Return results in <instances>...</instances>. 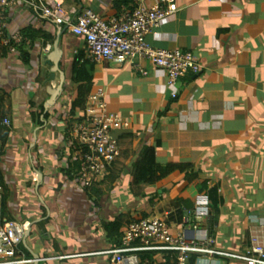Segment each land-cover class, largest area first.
<instances>
[{
  "label": "crops",
  "instance_id": "1",
  "mask_svg": "<svg viewBox=\"0 0 264 264\" xmlns=\"http://www.w3.org/2000/svg\"><path fill=\"white\" fill-rule=\"evenodd\" d=\"M40 1L17 0L10 15L12 30L53 37L48 45L37 39L20 46L30 50V64L20 48L12 54L0 40V144L4 136L8 139L0 165L8 186L2 204L6 219L33 225L31 237L20 247L21 258L33 260L26 264H110L107 251L122 242L116 234L123 238L132 222L152 215L167 217L174 234L186 221L193 222L199 226L196 237L211 231L218 248L232 254H245L252 236L264 242V0H177L178 13L147 38L155 48L198 55L202 71L179 81L177 98L166 70L146 61L142 67L148 74L137 68V61H89L85 39L70 25L62 26L67 86L53 108L44 105L45 113L31 103L38 91L39 103L49 98L40 76L48 68L45 56L59 26L48 27ZM54 1L64 6L66 0ZM119 1L81 0V9L69 10L93 9L111 19L135 0L122 6ZM145 1L153 5L161 0ZM84 62L95 64L94 75L75 82L76 69ZM96 93L104 94L110 109L130 125L114 131L120 155L92 192L78 181L76 150L64 147L77 122L71 116L74 103ZM83 116L79 109L77 119ZM153 159L191 163L198 175L190 182L178 171L156 186H136L139 169ZM38 171L44 174L40 187ZM216 188L223 201L209 202L210 213L199 216V199L209 195L210 200ZM116 223L121 226L112 233L109 225ZM143 255L168 263L166 250L142 252L147 259ZM193 260L246 264L227 255L195 253Z\"/></svg>",
  "mask_w": 264,
  "mask_h": 264
},
{
  "label": "built area",
  "instance_id": "2",
  "mask_svg": "<svg viewBox=\"0 0 264 264\" xmlns=\"http://www.w3.org/2000/svg\"><path fill=\"white\" fill-rule=\"evenodd\" d=\"M17 0H0V40L12 54H18L21 45L30 46L32 40L21 30H12L11 11ZM42 14L48 27L70 25L74 34L86 41V59L92 62L111 61L120 64L136 62L144 74L148 71L142 62H150L167 71L172 96L181 94L179 81L189 74L202 71L198 55L194 51L155 48L148 42V36L163 21L178 13L177 0H161L147 5L145 0H135L125 7L120 16L106 19L97 10H71L54 0H41ZM50 31V30H49ZM48 48V52L51 51ZM126 121L110 109L104 94H91L84 111V119L69 130V141L64 151L73 148L74 158L80 161L78 181L85 187H92L101 181L120 155V141L115 130L128 128ZM209 195L198 201L197 214L210 213ZM0 186V264H26L33 262L21 258V245L25 241L27 226L4 216ZM219 217V216H218ZM199 226L186 221L177 233L167 217L152 215L136 219L124 232L120 246L107 251L110 264H165L151 258L143 259L142 252L171 250L177 253V264H196L195 253L209 257L216 255L234 256L246 264H264V242L252 236L251 245L245 254L221 251L211 231L204 237H196Z\"/></svg>",
  "mask_w": 264,
  "mask_h": 264
},
{
  "label": "trees",
  "instance_id": "3",
  "mask_svg": "<svg viewBox=\"0 0 264 264\" xmlns=\"http://www.w3.org/2000/svg\"><path fill=\"white\" fill-rule=\"evenodd\" d=\"M129 2H130V0H123V1L120 0L119 4H120V6H122L123 3H129ZM64 6L68 9H70V7H72V6H76L77 9L82 8L81 7V0H66ZM25 35L28 36L32 40V42H34L33 40L42 39V40H44L45 45H48V43H50V41H52V39H53V37L50 36L49 34L44 35V34H40L38 32H34V31H30L29 33H27ZM20 49L22 51V55H23L25 62L27 64H30L31 63V52H30V50H28V49L25 50L23 47H20ZM94 67H95L94 63H91V62L82 63L81 68L76 69L74 81L81 83L82 81L92 79L94 72H95ZM89 70H91V72ZM47 75H48V69L45 67L41 71L40 81L45 80ZM88 75H90V77ZM39 93H40V91H38L36 96L32 99L31 105L33 108H37V107H38V109L41 108L43 111L42 113H45V109H44L45 102L39 103L38 99H37L38 96L40 95ZM7 95H8V97H10L9 94L5 93V102L10 103V100L6 99ZM86 104H87V100L84 97H79L76 100V102L74 103V107L71 111V116L75 119V121H77L76 123L81 122L84 119V116L82 118H79V119H77V116H78V110L79 109H81V110L84 109V111H85ZM3 107H5V103H3ZM36 111L37 110L33 111L34 115H35ZM76 123H74V124H76ZM74 124H72L70 126V128ZM7 133H8L7 131H3L2 134H7ZM7 142H8V139H7V135H6L2 138V141L0 144V165H1V157L6 154ZM178 171L184 173L185 178L187 180H189L190 182H193L196 179V176L198 175V173L192 171V164L191 163H188V162H169L166 164H162V163H159L153 159L149 166L143 167V168L141 167L139 169L137 177H140V178L135 183V185L137 186V185L144 184L147 187L156 186V185L160 184L163 180L169 179L175 172H178ZM1 174H2V170H1V166H0V185L2 186V188H4V195L2 198L3 199L2 203L5 204V201L8 198L7 197L8 186L5 182V180L2 178ZM99 182H97V183H99ZM97 183H95V184H97ZM205 184L207 185L208 182H204V186L207 187ZM93 186L90 188L88 187L90 191H92V190L95 191L96 185L94 187ZM218 187L219 186H217V188ZM217 188L212 189L210 192V203L213 205H217L219 201L220 202L223 201V197L219 194ZM136 194L139 195L137 188H136ZM120 226H121L120 224L116 223V224H113L112 226L109 225V228L113 233L114 232L113 228L120 227ZM116 235H117V236H115L116 240L122 239V237L120 235H118V234H116ZM143 256L144 257H150V258L155 257L152 255H146V256L143 255ZM165 258H166V261L168 262L167 264H176L177 263V253L175 251H171V250L167 251L166 250Z\"/></svg>",
  "mask_w": 264,
  "mask_h": 264
},
{
  "label": "water",
  "instance_id": "4",
  "mask_svg": "<svg viewBox=\"0 0 264 264\" xmlns=\"http://www.w3.org/2000/svg\"><path fill=\"white\" fill-rule=\"evenodd\" d=\"M64 33V28L62 26L58 27L57 39L54 42L53 48L45 56V62L48 66V75L44 80V84L47 86V91L49 98L45 103L46 110L53 108L59 101V99L65 94L67 86V68L64 65L65 49L63 46L62 35ZM58 81L57 86H53L52 83ZM39 183L38 187L44 182V174L42 171H38ZM41 221V220H40ZM33 225H28L26 228L25 243L31 237ZM37 259L40 256L36 255ZM39 264V263H37Z\"/></svg>",
  "mask_w": 264,
  "mask_h": 264
}]
</instances>
